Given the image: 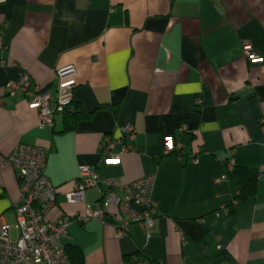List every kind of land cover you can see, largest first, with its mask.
Here are the masks:
<instances>
[{"label": "crops", "instance_id": "0c3cea01", "mask_svg": "<svg viewBox=\"0 0 264 264\" xmlns=\"http://www.w3.org/2000/svg\"><path fill=\"white\" fill-rule=\"evenodd\" d=\"M245 46L259 60L249 61ZM67 65L75 69L74 101L94 113L60 133L63 115L39 127L27 97L7 96L5 84L25 72L54 94V71ZM0 98L4 222L14 223L19 201L5 160L18 144L35 145L47 151L45 174L57 192L50 221L84 214L65 199L82 167H95L102 180L85 193L91 205L107 183L154 178L150 231L132 224L118 238L125 216L113 207L103 224L69 225L63 244L79 247L84 264H131L135 254L151 264H264V0H6ZM129 123L131 151L105 163L103 138H120ZM168 137L177 152H164ZM253 176L255 194L234 202Z\"/></svg>", "mask_w": 264, "mask_h": 264}, {"label": "built area", "instance_id": "2783aa9c", "mask_svg": "<svg viewBox=\"0 0 264 264\" xmlns=\"http://www.w3.org/2000/svg\"><path fill=\"white\" fill-rule=\"evenodd\" d=\"M5 1L0 0V4ZM243 54L251 62L259 60L248 46L244 47ZM54 75L57 79L54 94L33 84L25 72L5 84L7 96L21 92L27 97L30 106L37 110L38 126L41 128L52 126L56 116L72 109L74 101V67L67 65L58 68ZM2 102L3 98H0V103ZM195 103L199 107L201 99L196 98ZM120 132V138H103V146L109 155L104 159L107 164L119 163L121 156L131 151L133 125L126 124ZM117 144H121L120 152L110 153ZM178 150L173 140L166 138L164 152L170 154ZM46 156L45 148L21 143L5 160V165L14 170L17 176L19 201L13 206V224H8L0 218V264H71L63 244L69 225L90 220L103 224L112 207L117 213L125 216L117 225L118 238L126 235L128 227L132 224L143 226L148 231L154 227L156 209L152 200L153 176H145L124 186L107 183L109 190L96 204L91 205L85 202V193L98 189L102 183L98 172L92 166L80 168L71 191L65 194L66 202L84 206V214L79 217L62 215L55 221L48 220L46 216L55 205L57 192L45 174ZM192 162H196V159ZM117 190L122 191L123 195H117ZM12 231L16 234L14 239L11 238ZM131 264L151 262L145 256L135 254Z\"/></svg>", "mask_w": 264, "mask_h": 264}, {"label": "trees", "instance_id": "16d2710c", "mask_svg": "<svg viewBox=\"0 0 264 264\" xmlns=\"http://www.w3.org/2000/svg\"><path fill=\"white\" fill-rule=\"evenodd\" d=\"M102 108H110L117 113V106H100ZM94 111L89 112L76 101L72 102V109L66 110L62 116V130L60 133H66L72 131L79 121L90 119ZM257 178L253 176L244 186L239 188V191L234 198V202L242 200L247 197L253 196L256 191ZM234 202L230 205L229 213L233 211ZM65 252L70 260L71 264H84V256L81 249L75 245L66 244L64 245Z\"/></svg>", "mask_w": 264, "mask_h": 264}]
</instances>
